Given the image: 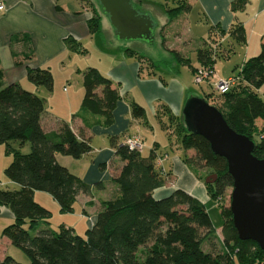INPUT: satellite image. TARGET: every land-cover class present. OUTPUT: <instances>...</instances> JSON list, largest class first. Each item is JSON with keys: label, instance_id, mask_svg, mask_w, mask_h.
Returning <instances> with one entry per match:
<instances>
[{"label": "trees", "instance_id": "16d2710c", "mask_svg": "<svg viewBox=\"0 0 264 264\" xmlns=\"http://www.w3.org/2000/svg\"><path fill=\"white\" fill-rule=\"evenodd\" d=\"M243 3L234 4L233 10H240ZM188 8L183 0H177L176 7L167 8L165 13L172 21ZM87 28L93 37L102 35L101 19L96 12L87 22ZM228 35L235 44H246L240 24L234 25ZM65 44L70 52L81 51L80 43L70 38ZM216 50L215 41L197 52L199 68L213 69L212 54ZM121 51L139 61H149L131 49ZM172 56L177 63L187 62L175 52ZM155 66L165 68L167 64ZM199 68L193 71V76ZM26 78L49 93L53 90V76L48 69L27 67ZM235 78L236 85L226 94H220L207 81L220 96L216 98L220 104L212 106L233 131L254 142L253 155L264 159V92L258 93L264 84V41L258 55L243 61ZM82 86L81 110L73 117L80 118L84 128L76 134L62 121L56 131L46 132L42 126L45 99L19 84H4L0 69V146L4 145L6 154L12 157L5 175L19 186L14 192L0 190V208H7L14 219L3 229L2 237L19 249L29 264H254L264 259V251L256 243L239 240L230 207L217 208L221 234L217 237L207 205L185 191L177 189L162 199H155L153 192L165 184L161 169L155 165V153L142 157L139 151H130L113 139L115 154L123 163L111 180L119 195L101 202L96 221L84 237L64 226H59L57 231L50 229L47 220L51 213L34 201V193L49 194L63 214L73 212L77 196L89 194L91 187L60 165L56 155L77 160L87 155L91 145L84 135L88 125L83 113L102 116L104 124L110 125L119 100L112 82L95 68L83 73ZM204 99L208 102V96ZM130 108L134 119L144 120L141 106L133 102ZM168 127L173 134L176 132L183 151L195 152V158L184 161L217 175L214 184L205 186L211 201L222 199L225 189L232 187L226 160L215 155L203 137L190 131L183 118L170 117ZM26 143L31 145L28 154L13 149L15 144L22 147ZM215 238L223 246L221 250ZM0 264L19 263L5 256Z\"/></svg>", "mask_w": 264, "mask_h": 264}, {"label": "crops", "instance_id": "0c3cea01", "mask_svg": "<svg viewBox=\"0 0 264 264\" xmlns=\"http://www.w3.org/2000/svg\"><path fill=\"white\" fill-rule=\"evenodd\" d=\"M183 1L188 5V10L169 21L165 11L167 8L176 7L177 0H133L139 10L150 14L157 22L156 31L160 34V43L165 44L160 48L162 49L161 54L152 51V57L147 58L151 60L149 65H144L135 56L126 55L120 51L123 48L109 49L113 52L109 55L100 52L105 58L100 60L101 67L95 69L112 82L119 100L112 112L113 121L110 125L104 124L102 116L83 113L88 125V128L84 130V135L91 145V151L87 155L78 160L56 155V160L60 165L66 167L73 175L91 187L89 194L82 193L77 196L72 213L63 214L59 207L53 211L60 213L58 226L71 228L75 233L84 237V233L96 221L101 202L114 199L119 195L118 188L111 180L114 175L118 174L123 163L115 154V149L111 144L112 139L118 145H122L130 136L139 135L144 141L148 132L153 136L158 133L161 139L154 138L155 141L149 148V154L152 151L155 153V165L161 169L165 184L153 192V197L162 199L174 190L185 191L180 186H176L175 189L166 187V184L172 180V170L164 171L163 163L166 158L158 157L157 150H160L161 146L163 148L175 146L176 152L181 151V155L184 153L185 159L191 158L194 153L192 150L183 151L178 140L175 145H172L173 131L168 129L169 118H180L183 102L189 95H194L190 88V81L184 74L185 69H188L192 81L193 71L201 65L198 61V66H191L190 59L185 53L186 48L194 42L198 48L196 52H198L209 46V43L221 39V42H228L231 50H235L237 44L229 37L228 32L234 25L240 24L246 36L243 61L256 56L264 41V0ZM239 1L244 2L240 10H233V5L239 4ZM0 2L4 6V9L0 10V49L7 62V66L4 67L0 57V69L6 85H20L21 81L26 79L27 67L45 69L49 64L48 61L54 56L66 53L65 57H69L70 51L65 44L67 39L70 38L81 44V41L93 37L87 28V22L92 15L88 6H85V0H0ZM169 3L173 5L169 7ZM223 31L225 35L221 34ZM110 33L105 30L102 20V34ZM103 51L109 52L105 49ZM172 52L187 62L177 63ZM155 54L161 57H156ZM162 62L166 63L167 67L155 66ZM77 93L73 96L75 97ZM97 93H101V88L97 90ZM57 97L50 96L48 101L45 99V112L42 117L44 130L46 132L56 131L60 122L64 121L77 134L84 128L83 122L80 118H74L73 115L81 110L84 90L79 101L75 98L78 105L72 102L70 94L67 97L63 95H59L58 99ZM133 102L144 109V120H136L132 117L130 106ZM150 116H153V119H150ZM142 126L147 128L146 132L141 130ZM162 136L165 138L163 139ZM140 154L142 157L149 155L143 156L141 152ZM176 162L184 163L180 156L178 161H174ZM181 169L179 168V171L191 184L192 191L185 192L205 204L209 195L205 183L202 186L203 183L200 181L202 176L186 175ZM201 189L204 190L205 197H202ZM38 193L42 192H35L34 198ZM155 193L160 195L156 197ZM82 226L86 227L83 234L78 229L82 230ZM219 231L220 228L218 230L216 228L217 237Z\"/></svg>", "mask_w": 264, "mask_h": 264}, {"label": "rangeland", "instance_id": "374dc122", "mask_svg": "<svg viewBox=\"0 0 264 264\" xmlns=\"http://www.w3.org/2000/svg\"><path fill=\"white\" fill-rule=\"evenodd\" d=\"M85 6H88V9L90 10L91 15L94 14V12L97 13L99 18L101 19V25H102V20L104 21V26L105 30L111 32L110 34H102L101 36L98 37H91L87 38L86 40L81 41L80 44V50L79 52H70L68 55L69 57H65L66 53H62L60 56H54L48 61V65H46L45 69H48L52 76H53V82H54V89L52 93L47 92L44 88L42 87H36L32 83L28 81V79H23L21 81V88L26 90V91H34V93L39 96L40 98L47 99L49 100L50 96H58L63 95L67 97L69 94L72 96L71 100L75 105L76 104V99L79 101L80 97L82 96L83 93V86H82V76L83 73L89 69V68H97L101 67L100 60L104 59L105 57L100 54L105 53H113L109 51V49L113 48H128L131 49L135 52L138 53V55H144V58L152 57V51L157 52L158 54L162 52L161 48V40L159 38L160 34L155 30L154 32V41L153 43H147L145 41L141 40H135V41H121L116 38L114 35L113 29L108 21V19L102 15L100 12V8L97 6L95 0H85ZM171 3L168 4L169 7H171ZM158 28V27H157ZM217 50L213 51L212 57L214 59V64H213V69L216 74V77L218 79L225 80L230 77H235L238 75L240 71V67L243 63L244 59V49L243 45H236V49L231 50L230 47L228 46V42L222 41L221 39H217ZM181 44V42H180ZM1 46V45H0ZM105 49L106 51H109L106 53L103 51ZM187 50L185 51L187 57L190 59V64L191 66H198V58H197V52L196 50L198 49L196 46V43L192 42V44H189V46L186 48ZM7 51V50H6ZM121 51V49H120ZM158 54H155L156 57H161L157 56ZM259 54V52H258ZM256 54V55H258ZM71 56V58H70ZM0 57L2 59L3 66H7V62L4 60L5 56L3 55L2 49H0ZM254 57V56H252ZM150 59V58H148ZM151 61V60H150ZM150 61L144 60L142 61V64L144 65H149L148 63ZM105 64L106 61L104 60ZM103 67V66H102ZM43 69V68H42ZM103 69V68H101ZM184 74L190 81V88L192 92L194 93L195 96H199L201 98H204L205 96H208V103L210 105H219L221 101H219L216 98H220L218 92L209 85V82L205 81L201 84H196L194 83V76L190 78V74L188 72V69L186 68L184 71ZM182 77V75H181ZM180 77V79H182ZM210 83H214V80L210 79ZM65 90V91H64ZM31 92V91H30ZM77 95L74 97L73 95ZM187 92V91H186ZM264 92V84L262 87L259 89L258 93L261 94ZM33 93V92H32ZM59 94V95H57ZM191 96V95H189ZM188 96V97H189ZM57 97V99H58ZM185 97V96H184ZM187 97V98H188ZM76 98V99H75ZM185 99V101L187 100ZM62 99V98H61ZM63 100V99H62ZM75 101V102H74ZM185 101L183 102L182 109H181V114H180V119L183 118L182 110L184 108ZM80 105V104H79ZM81 107V106H80ZM48 109V105H47ZM80 109V108H79ZM71 117V116H70ZM150 119H153V116H150ZM144 124V123H143ZM160 125V123H159ZM146 126V125H145ZM145 126H142L141 130L143 132L147 131V128ZM137 136V135H136ZM140 138V136L138 135ZM146 140L142 141L141 139V153L143 156H147L149 154V148L152 147L151 144L153 143L154 138H157L158 140L161 139L160 136L158 135H152L150 132H148L145 135ZM164 139L165 136H162ZM177 134L174 132L173 137H172V145H175L177 142ZM147 143L145 144V142ZM254 141L257 143L258 138L255 137ZM162 148L160 150H157L158 152V157H163L166 158L165 162L163 163V169L165 172H170L172 170V180L167 181L168 183L166 184V187H169L171 189H175L177 187H182L185 191H192L191 190V184L188 181V179L184 178L182 173L179 171V168H182L181 170L186 174V175H194V176H202V179L200 181L203 183L202 186L205 183V179L209 177L210 175L213 174V172L209 169H204V168H195L191 164L187 163L184 161L185 156L184 153L181 155L180 152H176L175 146L172 148L169 146V148ZM13 149L18 150L21 154H28L31 150V145L30 143H26L24 146L20 147L19 145L15 144ZM183 152V151H182ZM167 153V155L165 154ZM180 156V159L184 161L182 162H176L178 161V157ZM192 158H195V152L192 155ZM12 160L11 155L6 154L5 152V146L1 145L0 146V190H6V191H17L19 190V186L13 182H10L6 175H5V169L7 166L10 164ZM206 185V184H205ZM203 195L202 197H205L204 190L201 189ZM232 187L226 188L224 191V195L222 199H217L214 202L211 201L210 197H207L206 205L207 208L210 212V215L212 217V220L214 222V225L216 226L217 230L219 229L220 225V216L217 211V208L219 207H229L230 205V195H231ZM171 192V191H170ZM168 193V192H167ZM159 193H155V196H159ZM42 196V197H40ZM34 201L48 210L51 213V217L47 220L48 223L50 224V229L54 230H59L58 223H60V213L58 212H53L57 210L58 204L53 200V198L47 194V193H38L35 198L33 197ZM70 218H75V217H70ZM77 220V219H76ZM14 219L11 214V212L7 208H0V260L3 259L5 256L11 257L15 262L19 264H29L28 258L17 248L13 247L9 240L6 239L5 237H2V231L5 227L11 225L13 223ZM83 222V221H82ZM27 228V225L25 226ZM87 227V225H86ZM85 226H82L81 228H78L79 231L84 233V229L86 228ZM220 232V231H219ZM218 233V231H217ZM220 234V233H219ZM76 235H80L77 234ZM85 235V233H84ZM221 235V234H220ZM81 236V235H80ZM216 239V244L218 250H221L223 247L219 241L218 238Z\"/></svg>", "mask_w": 264, "mask_h": 264}, {"label": "water", "instance_id": "95a60500", "mask_svg": "<svg viewBox=\"0 0 264 264\" xmlns=\"http://www.w3.org/2000/svg\"><path fill=\"white\" fill-rule=\"evenodd\" d=\"M121 41L141 40L153 43L157 22L139 10L133 0H95ZM187 128L203 137L212 152L227 163L232 179L230 211L240 241H252L264 251V159L253 155L254 142L237 134L222 114L204 98L191 95L182 110ZM217 175L205 179L214 184Z\"/></svg>", "mask_w": 264, "mask_h": 264}, {"label": "built area", "instance_id": "2783aa9c", "mask_svg": "<svg viewBox=\"0 0 264 264\" xmlns=\"http://www.w3.org/2000/svg\"><path fill=\"white\" fill-rule=\"evenodd\" d=\"M3 3L0 2V10H3ZM210 79L214 80L213 86L220 94H226L229 90L236 85V78L230 77L225 80H220L216 77V74L211 68H199L194 74V83L201 84L205 81H210ZM124 145L130 151H139L141 152L142 145L141 140L138 136L133 135L126 138ZM257 264H264V259L257 261Z\"/></svg>", "mask_w": 264, "mask_h": 264}]
</instances>
